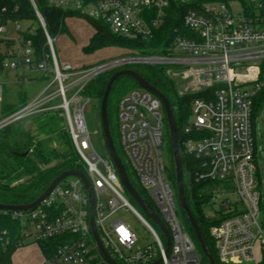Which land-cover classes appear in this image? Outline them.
Returning <instances> with one entry per match:
<instances>
[{"label": "built area", "instance_id": "2783aa9c", "mask_svg": "<svg viewBox=\"0 0 264 264\" xmlns=\"http://www.w3.org/2000/svg\"><path fill=\"white\" fill-rule=\"evenodd\" d=\"M29 1L49 55L37 61L31 41L22 38L23 32L33 34L34 28L12 37L7 35V25L13 24L14 33L19 31L17 22L0 25V73L16 72L17 79L26 83H47L30 100L2 115L0 130L34 116L57 113L62 117L85 170L93 221L108 255L117 264H152L159 259V264H199L201 258L178 214L177 193L165 162L166 118L159 98L140 87L131 89L118 101L116 114L125 162L150 201L145 203L169 233L167 254L163 232L127 195L110 158L95 149L85 124L83 109L90 99L82 95L84 88L110 70L140 66L163 68L179 97L192 96L187 120L177 134L185 154L197 162L193 181L207 183L204 210L209 212L204 214L218 217L208 232L218 262L264 261L260 218L264 195L258 173L264 149L257 144L259 126L252 118L254 98L264 89V0H48L52 8L99 21L117 37L136 43L159 35L171 16V5H192L181 15L179 29L159 35L164 47L147 54L127 50L119 60L79 69L58 59L54 39ZM231 4L240 11L232 13ZM2 92L0 84V102ZM121 210L130 211L142 223L152 242L141 246L127 221L112 220ZM10 213L21 225L22 243L62 239L54 252L42 255L41 264L101 260L89 226L88 194L78 178L62 180L34 209Z\"/></svg>", "mask_w": 264, "mask_h": 264}, {"label": "trees", "instance_id": "16d2710c", "mask_svg": "<svg viewBox=\"0 0 264 264\" xmlns=\"http://www.w3.org/2000/svg\"><path fill=\"white\" fill-rule=\"evenodd\" d=\"M39 15L42 17L45 30L51 38L64 32V20L67 17H83L76 13H65L59 9L49 6L48 0H32ZM225 1V0H223ZM191 4L181 6L171 5V16L166 20L159 35L165 36L176 28L181 27V15L185 10L191 8ZM85 18V17H83ZM93 28V35L86 46V52H93L102 47H121L128 51L147 54L164 47V38L156 36L146 43L125 41L112 34L109 28L89 18ZM28 21L35 26L33 34L22 33L24 40H30L37 61L49 55L46 39L37 17L29 0H0V25L9 22ZM30 28V27H29ZM1 42V40H0ZM8 43V42H7ZM0 56V71H1ZM129 69L138 73L150 86L160 91L170 103L178 132L186 122L189 114V102L192 96L179 97L174 83L169 80L163 68L131 66ZM104 73L94 78L83 90L82 95L100 104L104 88L108 78L114 73ZM138 88L134 80L122 76L113 83L107 104V115L109 130L115 150L126 170L128 179L136 189L140 197L148 204L150 201L146 194L137 184L133 174L121 153L118 139L115 140L113 131V116L116 117L117 104L120 98L129 90ZM24 94L20 95V104L26 102ZM1 115H7L16 107L2 102ZM116 105L115 111H110V105ZM261 113H264V89H262L253 101L252 118L255 121ZM30 121L32 130L23 126V122ZM259 132L261 130L260 124ZM117 132V129H116ZM118 138V133H117ZM55 146H52V144ZM164 143L165 156L169 162V177L171 185L176 193L175 169L172 160V151L169 141V132L166 120L164 119ZM179 155L181 159L182 172L186 174L183 189L188 207L200 227L215 264H220L215 257L213 243L209 237V228L218 222V217L208 218L204 214V206L208 200L206 182L195 183L192 173L197 169V162L184 152L182 140L178 138ZM24 154V156H22ZM101 154L106 155V148L103 140ZM75 170L85 174L82 164L67 133L64 121L57 113L39 115L28 118L16 124L0 130V205H26L37 199L48 187L51 181L64 171ZM133 202V201H132ZM11 211L4 213L0 211V264H12V254L16 249L30 243L21 242V225L11 218ZM182 222L191 237L193 244L200 254L199 264H209L203 256L199 244L192 233L191 227L186 219L184 211L180 209ZM61 238H53L47 241L36 243L41 254L46 257L54 252L61 244ZM94 264H104L101 260ZM260 264H264L262 261Z\"/></svg>", "mask_w": 264, "mask_h": 264}, {"label": "rangeland", "instance_id": "374dc122", "mask_svg": "<svg viewBox=\"0 0 264 264\" xmlns=\"http://www.w3.org/2000/svg\"><path fill=\"white\" fill-rule=\"evenodd\" d=\"M231 12L238 13L240 11L239 6L236 4H231ZM19 26V31L12 32V23L7 25L8 34L12 37H19L21 32L24 31L26 28H35V26L31 25L28 21H20L17 22ZM93 35V28L89 21L83 17H67L64 20V32L54 38V50L55 54L57 55L58 59L61 62H65L71 65L73 68H88V67H95L97 65H103L107 63H111L113 61L119 60L120 57L127 53V48L121 47H102L93 52H86V46L88 45L89 39ZM113 71L117 70H110L107 73H112ZM16 72H8L3 71L0 73V84L2 86V100L6 104L13 105L14 107H18L20 104L21 98L20 95L24 94L26 100H30L36 92H39L42 87L46 85V80H36L32 83L22 82L17 79ZM67 82H65L66 84ZM55 85L51 86L49 91H54ZM69 97V94H67ZM2 102H0V111ZM116 105H110V111H115ZM0 112V118H1ZM83 117L85 120V124L87 130L92 138V142L94 143L95 149L101 153V146H103V137L101 133L100 127V120H99V103L94 100L90 99V102L85 105L83 109ZM256 127L260 124V137L257 139V144L259 147L264 149V113H261L255 119ZM23 126L28 127L32 130L33 125L30 121L23 122ZM117 114L113 116V131H115V140L117 138ZM52 146H55L53 143ZM166 158V163L169 167V162ZM259 177H260V187L261 193L264 195V160L259 162ZM183 183L184 179L186 178V174L182 172ZM185 181H187L185 179ZM228 196V194H227ZM128 201L132 203V200L125 196ZM205 213L209 212L206 208L204 210ZM178 214L181 216L180 211ZM120 218L123 221H127L131 226L132 231L134 232L135 236L138 239V243L142 246L146 243L152 242L151 234L148 233L147 229L142 225V223L128 210H121L116 216L112 218L118 219ZM261 220H264V205H261V213H260ZM147 219V218H146ZM149 223L152 224V221L147 219ZM153 225V224H152ZM28 244L23 249H17V252H24L30 250V245ZM36 245V244H35ZM20 264H23L21 261Z\"/></svg>", "mask_w": 264, "mask_h": 264}, {"label": "water", "instance_id": "95a60500", "mask_svg": "<svg viewBox=\"0 0 264 264\" xmlns=\"http://www.w3.org/2000/svg\"><path fill=\"white\" fill-rule=\"evenodd\" d=\"M126 76L131 78L136 82L138 87L146 89L153 93L155 96L159 98V100L162 103L167 128L169 132V141L171 145V151H172V160L174 164L175 169V182H176V193H177V202L179 205V208L184 211L186 219L191 227L192 233L195 236L199 247L201 249V252L203 256L207 259L209 264H215L212 255L208 251V245L206 242V239L198 226L196 220L194 219L188 204L186 202V197L183 189V177H182V167H181V159L179 155V148H178V134H177V127L176 122L173 116V111L170 106V103L166 99V97L157 89L150 86L138 73L131 69H119L115 71L107 80L104 92L102 95V98L100 100L99 104V120H100V127H101V133L104 140L105 148L107 156L110 158L116 173L118 175L119 181L122 184L125 192L127 195L135 202V204L143 211L145 216L150 219L154 224H156L159 229L163 232L166 242H167V249L166 254L169 251V233L167 229L165 228L164 224L161 222V220L157 217V215L152 211V209L149 207L148 204L145 203V201L140 197L136 189L132 186L130 183V180L128 179L126 170L115 150V147L113 145V141L110 135L109 130V120L107 115V104H108V97L111 90V87L113 83L118 79L119 77ZM24 156V154L22 155ZM68 177H76L80 180L81 184L83 185V188L85 189L86 193L88 194L89 203H90V215H89V226L92 234V238L95 242V247L97 250V253L101 259V261L104 264H117L107 253V251L104 249L100 238L97 234V230L95 228V224L93 221V197L90 189V185L86 179V176L80 172L75 170H68L64 171L61 174H59L56 178H54L51 183L48 185V187L45 189V191L32 203L26 204V205H19V206H13V205H0V211H28L34 209L53 189L54 187L59 184L62 180ZM160 259L152 264H159Z\"/></svg>", "mask_w": 264, "mask_h": 264}, {"label": "crops", "instance_id": "0c3cea01", "mask_svg": "<svg viewBox=\"0 0 264 264\" xmlns=\"http://www.w3.org/2000/svg\"><path fill=\"white\" fill-rule=\"evenodd\" d=\"M28 248H30V250L20 253L19 251L17 252L16 249L11 257L12 264H20L21 261L23 262V264H41L43 256L40 250L38 249L37 245L32 244ZM18 249L21 250L23 248L20 247Z\"/></svg>", "mask_w": 264, "mask_h": 264}]
</instances>
